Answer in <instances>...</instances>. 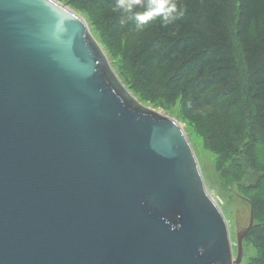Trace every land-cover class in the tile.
Masks as SVG:
<instances>
[{
    "label": "water",
    "instance_id": "95a60500",
    "mask_svg": "<svg viewBox=\"0 0 264 264\" xmlns=\"http://www.w3.org/2000/svg\"><path fill=\"white\" fill-rule=\"evenodd\" d=\"M84 19L0 0V264H239L183 129L132 97Z\"/></svg>",
    "mask_w": 264,
    "mask_h": 264
},
{
    "label": "trees",
    "instance_id": "16d2710c",
    "mask_svg": "<svg viewBox=\"0 0 264 264\" xmlns=\"http://www.w3.org/2000/svg\"><path fill=\"white\" fill-rule=\"evenodd\" d=\"M58 1L119 56L129 76L117 75L132 94L158 109L176 107L217 155L221 178L237 184L251 205L253 226L243 241L257 255L248 264H264V0H172V22L155 16L143 24L117 0ZM145 2L134 12H144ZM247 168L257 178L246 186L240 182Z\"/></svg>",
    "mask_w": 264,
    "mask_h": 264
},
{
    "label": "rangeland",
    "instance_id": "374dc122",
    "mask_svg": "<svg viewBox=\"0 0 264 264\" xmlns=\"http://www.w3.org/2000/svg\"><path fill=\"white\" fill-rule=\"evenodd\" d=\"M87 26L89 28L88 24ZM90 29L89 30L91 31L93 37L97 41L100 40L98 38L99 37L98 34L93 30L91 26ZM102 50L105 52L107 56L108 59L107 62L110 64L111 68L116 73L115 75L121 73L128 79L129 74H127L128 72L123 68L119 56H110L105 50L104 46L102 47ZM121 81L123 85H125V87L128 86L126 80L121 78ZM129 91L132 93L131 90ZM132 97H134V99H136L143 106L153 111H156L161 115L170 116L171 118L173 117L175 119L176 118L178 119L176 120L178 121V123L181 124L182 128L184 129L185 135L187 136L191 144V148H193V151L196 155L197 158L196 160L198 161L201 169L200 173H202L205 182L204 185H206L210 195L217 202L218 206L220 207L219 209L222 211V213L225 216L229 229L228 235H230V239L232 243L231 247L233 249V255L236 256L237 245H236L235 233H237L238 231L240 232L242 229H244L248 223L249 213H250V203L248 199L245 196H243L240 189L237 187V184H228L227 181H224V179L221 178L219 172H217V166H216L217 155L209 151L207 148L203 147V143L200 137L195 135L196 133L187 123H184L181 119L178 118L177 113L174 110L176 107H173L168 110H164L160 108L158 109V107L148 102H145L136 95ZM244 171H245V176L240 183L247 186L252 184V182L256 180L257 173L252 170L249 171V168H247ZM241 247H242V255H241L240 264H248L249 258L257 255V250L250 244H246L245 241L242 242Z\"/></svg>",
    "mask_w": 264,
    "mask_h": 264
},
{
    "label": "clouds",
    "instance_id": "9594fccd",
    "mask_svg": "<svg viewBox=\"0 0 264 264\" xmlns=\"http://www.w3.org/2000/svg\"><path fill=\"white\" fill-rule=\"evenodd\" d=\"M141 0H117V7L126 13H132L138 24H143L149 19L160 16L165 23H170L175 19L177 13L176 4L172 0H146L141 6L145 8L144 12H134L137 4Z\"/></svg>",
    "mask_w": 264,
    "mask_h": 264
},
{
    "label": "bare ground",
    "instance_id": "6f19581e",
    "mask_svg": "<svg viewBox=\"0 0 264 264\" xmlns=\"http://www.w3.org/2000/svg\"><path fill=\"white\" fill-rule=\"evenodd\" d=\"M58 1V0H57ZM59 2H61V1H59ZM62 3V2H61ZM65 5V4H64ZM65 6H67V5H65ZM68 8H70L69 6H67ZM71 9V8H70ZM73 10V9H72ZM73 11H75V10H73ZM76 12V11H75ZM77 13V12H76ZM79 14V13H78ZM80 15V14H79ZM81 16V15H80ZM82 17V16H81ZM83 18V17H82ZM84 19V18H83ZM84 21H85V19H84ZM86 22V21H85ZM87 24V23H86ZM87 26V25H86ZM88 27V26H87ZM89 29V28H88ZM89 32L91 33V31L89 30ZM91 35H92V33H91ZM92 37H93V35H92ZM94 38V37H93ZM96 40V39H95ZM97 41V40H96ZM97 43H98V41H97ZM99 44V43H98ZM99 46L101 47V45L99 44ZM101 50H102V47H101ZM104 52V51H103ZM104 54H105V52H104ZM105 56H106V54H105ZM106 58H107V56H106ZM108 60V59H107ZM110 65V64H109ZM111 67V66H110ZM112 69V68H111ZM113 70V69H112ZM115 73V72H114ZM116 74V73H115ZM117 76V75H116ZM118 77V76H117ZM119 78V77H118ZM120 80V79H119ZM121 81V80H120ZM122 83V82H121ZM123 84V83H122ZM124 87H125V85H124ZM127 88V87H126ZM128 89V88H127ZM128 91H129V89H128ZM129 93L130 94H132L130 91H129ZM132 96H134V95H132ZM140 105H142L141 103H140ZM143 106V105H142ZM156 112V111H155ZM158 113V112H157ZM160 114V113H159ZM165 116V115H164ZM170 117V116H169ZM173 118V117H172ZM171 118V119H172ZM173 119H175V118H173ZM175 121H176V123H178V121L175 119ZM178 125L181 127V129H183L182 128V126H181V124L180 123H178ZM183 131H184V129H183ZM184 134H185V132H184ZM187 137V136H186ZM188 139V138H187ZM189 141V140H188ZM190 143V142H189ZM191 145V144H190ZM191 147V146H190ZM193 149V148H192ZM196 156V155H195ZM200 167V166H199ZM201 170V169H200ZM206 189H207V187H206ZM207 192H208V194H209V197H211L212 198V200L217 204V202L213 199V197L210 195V193H209V191H208V189H207ZM218 205V204H217ZM219 207V206H218ZM220 208V207H219ZM220 210V209H219ZM251 205H250V213H249V219H250V215H251ZM224 215V214H223ZM225 217V216H224ZM252 218H253V216H252ZM228 226V225H227ZM229 230V229H228ZM229 238H230V235H229ZM230 241H231V239H230ZM242 242H243V239H242ZM242 242H241V245H242ZM236 245L238 246V241H237V237H236ZM241 245H240V247H241ZM231 246H232V243H231ZM230 246V247H231ZM236 246V247H237ZM242 248V247H241ZM232 252H233V249L231 250ZM241 255H242V251H241ZM237 256H238V247H237V252H236V256H234L233 255V260H235L236 258H237ZM240 261H241V259H240ZM239 264H240V262H239Z\"/></svg>",
    "mask_w": 264,
    "mask_h": 264
}]
</instances>
